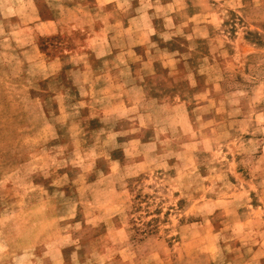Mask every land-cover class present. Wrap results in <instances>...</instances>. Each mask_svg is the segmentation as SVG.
<instances>
[{"label": "rangeland", "instance_id": "rangeland-1", "mask_svg": "<svg viewBox=\"0 0 264 264\" xmlns=\"http://www.w3.org/2000/svg\"><path fill=\"white\" fill-rule=\"evenodd\" d=\"M0 264H264V0H0Z\"/></svg>", "mask_w": 264, "mask_h": 264}]
</instances>
